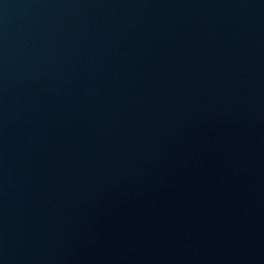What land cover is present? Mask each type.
<instances>
[{
  "label": "water",
  "instance_id": "obj_1",
  "mask_svg": "<svg viewBox=\"0 0 264 264\" xmlns=\"http://www.w3.org/2000/svg\"><path fill=\"white\" fill-rule=\"evenodd\" d=\"M0 264H264V0H0Z\"/></svg>",
  "mask_w": 264,
  "mask_h": 264
}]
</instances>
